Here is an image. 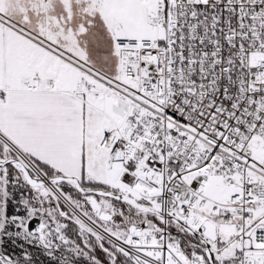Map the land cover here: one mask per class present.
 I'll return each instance as SVG.
<instances>
[{
  "label": "snow or ice",
  "instance_id": "1",
  "mask_svg": "<svg viewBox=\"0 0 264 264\" xmlns=\"http://www.w3.org/2000/svg\"><path fill=\"white\" fill-rule=\"evenodd\" d=\"M0 264H264V0H0Z\"/></svg>",
  "mask_w": 264,
  "mask_h": 264
}]
</instances>
